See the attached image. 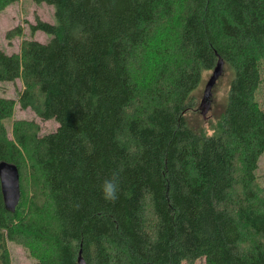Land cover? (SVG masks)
<instances>
[{
    "label": "trees",
    "instance_id": "obj_1",
    "mask_svg": "<svg viewBox=\"0 0 264 264\" xmlns=\"http://www.w3.org/2000/svg\"><path fill=\"white\" fill-rule=\"evenodd\" d=\"M30 1L55 23L28 24L44 43L0 48V83L22 85L0 96V161L20 191L9 212L0 189V264L7 241L32 264H78L79 251L85 264H264V0ZM218 61L226 100L203 118ZM16 104L56 129L13 119Z\"/></svg>",
    "mask_w": 264,
    "mask_h": 264
},
{
    "label": "rangeland",
    "instance_id": "obj_2",
    "mask_svg": "<svg viewBox=\"0 0 264 264\" xmlns=\"http://www.w3.org/2000/svg\"><path fill=\"white\" fill-rule=\"evenodd\" d=\"M36 17L50 24L55 23L53 7L45 3L35 4L30 0H18L12 5L6 7L4 10L0 11V48L6 54L17 53L23 38H32L43 43L50 38V36L39 31L33 34L29 33L28 24L33 23L34 18ZM16 27L21 29V35L8 41V39L5 37L6 33ZM211 73L212 71L204 73L203 81L201 83V91H203L204 84ZM231 77L232 71H230L227 67L222 66V72L211 91L210 108L208 111H211L212 105H214V103L212 104V101L215 102L216 105L225 103L226 92ZM21 89L22 85L19 80H16L12 83H0V96L16 101ZM12 118L33 120L37 122L40 127V135L53 132L57 127L55 121H41L32 110L21 109L18 104H16L14 107ZM10 123L11 121L8 122V130L11 128ZM256 174L260 177V182L264 185V153H262L259 157ZM6 246L9 255V264L33 263L32 259L27 256V252H25L21 246L12 243L11 241H7ZM181 264H204V260L198 259L193 263L182 262Z\"/></svg>",
    "mask_w": 264,
    "mask_h": 264
},
{
    "label": "water",
    "instance_id": "obj_3",
    "mask_svg": "<svg viewBox=\"0 0 264 264\" xmlns=\"http://www.w3.org/2000/svg\"><path fill=\"white\" fill-rule=\"evenodd\" d=\"M222 66L223 62L218 61L204 84L202 97L198 106V110L203 118L210 108L211 91L222 72ZM0 189L4 207L9 212H13L20 196L18 170L14 164L0 161ZM77 263L85 264L80 255V251L77 257Z\"/></svg>",
    "mask_w": 264,
    "mask_h": 264
},
{
    "label": "clouds",
    "instance_id": "obj_4",
    "mask_svg": "<svg viewBox=\"0 0 264 264\" xmlns=\"http://www.w3.org/2000/svg\"><path fill=\"white\" fill-rule=\"evenodd\" d=\"M101 191L106 201L114 202L117 200L119 194L118 176L114 174L112 178L106 179L101 186Z\"/></svg>",
    "mask_w": 264,
    "mask_h": 264
}]
</instances>
